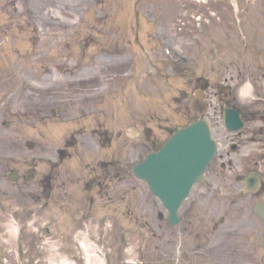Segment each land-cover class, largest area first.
<instances>
[{
	"label": "rangeland",
	"instance_id": "1",
	"mask_svg": "<svg viewBox=\"0 0 264 264\" xmlns=\"http://www.w3.org/2000/svg\"><path fill=\"white\" fill-rule=\"evenodd\" d=\"M224 85L262 125L264 0H0V264H86L82 241L104 264H264V186L242 192L262 146L224 130ZM200 116L238 150L168 227L131 169Z\"/></svg>",
	"mask_w": 264,
	"mask_h": 264
},
{
	"label": "water",
	"instance_id": "2",
	"mask_svg": "<svg viewBox=\"0 0 264 264\" xmlns=\"http://www.w3.org/2000/svg\"><path fill=\"white\" fill-rule=\"evenodd\" d=\"M232 114L227 112L225 115L228 127L232 126ZM211 151L208 126L200 120L174 133L161 150L146 155L133 167L135 176L143 180L149 191L167 208L170 222L190 186L200 177ZM256 183L257 177H250L245 187L253 185L254 189ZM256 212L264 219V209L258 208Z\"/></svg>",
	"mask_w": 264,
	"mask_h": 264
},
{
	"label": "flooded vegetation",
	"instance_id": "3",
	"mask_svg": "<svg viewBox=\"0 0 264 264\" xmlns=\"http://www.w3.org/2000/svg\"><path fill=\"white\" fill-rule=\"evenodd\" d=\"M228 90L230 92V89L226 90L225 99H227L228 96H229ZM259 113L260 114L258 116H260L261 119L258 120V121H260V123H262V125L258 126L257 128H255V127L249 128V126H245L241 131L236 132V133H232V134H236V135H239V136H245L246 135L248 141L250 140L251 143L259 144V145L262 146V151L259 154L255 155V158H256V161H255L256 166L255 167H257L259 165H264V112H259ZM231 142L236 143V141H231ZM227 155H228L227 152L226 153H220V155L218 156V160L219 161H220V159L224 160ZM261 178L264 179V174L261 175ZM263 186H264V183H263ZM194 202L197 203V200L195 199V194H193V192H192V195H191V197L189 199V203L194 204ZM186 212H187V210L185 211V213L182 212L181 219L183 221H184V217H185L184 214H186ZM182 223L183 222H181V224Z\"/></svg>",
	"mask_w": 264,
	"mask_h": 264
},
{
	"label": "bare ground",
	"instance_id": "4",
	"mask_svg": "<svg viewBox=\"0 0 264 264\" xmlns=\"http://www.w3.org/2000/svg\"><path fill=\"white\" fill-rule=\"evenodd\" d=\"M201 92V91H200ZM198 93L196 92V95H197ZM201 98H198V100H200ZM260 104H261V102H260ZM264 104V103H263ZM187 166V165H186ZM185 166V167H186ZM184 167V168H185ZM208 171V167H206L205 168V172H207ZM185 176V175H184ZM178 178V177H177ZM146 188L148 189V187L146 186ZM148 191H149V189H148ZM149 193H150V191H149ZM151 194V193H150ZM187 199V198H186ZM185 199V200H186ZM187 203L189 204L188 205V208H189V206L192 204V203H189V200H187ZM182 205H183V203L181 204V205H179L178 207H177V211H178V213L180 212V210H181V212H183L182 211ZM175 213H177V212H175ZM190 212H188L187 213V215L189 214ZM168 222V221H167ZM173 223H176L177 222V224H175L174 225V227H178L180 224H181V222H183V220L180 218V217H178L177 216V218L176 217H173V221H172ZM167 225H169L170 226V224L169 223H167ZM83 231V230H82ZM83 233V235H86L85 234V232H82ZM81 233V234H82ZM81 244V245H80ZM80 245V247H79V249L82 251V253L83 254H85V262H86V264H104V259L102 258V257H99L97 254H96V250L95 249H92V248H90L91 247V243H84L83 241H82V243H79L78 244V246ZM95 247V246H94ZM133 253H134V250H133V248L132 247H129L128 249H127V254L129 255V256H131V255H133ZM130 260H132V259H130ZM65 264H70V263H68V262H66Z\"/></svg>",
	"mask_w": 264,
	"mask_h": 264
}]
</instances>
